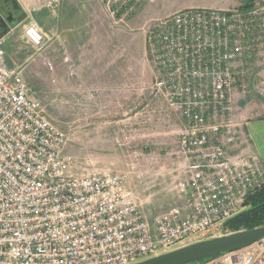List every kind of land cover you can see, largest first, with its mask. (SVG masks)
I'll use <instances>...</instances> for the list:
<instances>
[{
	"label": "built area",
	"instance_id": "obj_1",
	"mask_svg": "<svg viewBox=\"0 0 264 264\" xmlns=\"http://www.w3.org/2000/svg\"><path fill=\"white\" fill-rule=\"evenodd\" d=\"M63 1L35 0L32 10L55 14ZM99 1L115 24H126L144 0ZM32 10L22 34L40 48L45 36ZM147 30L150 93L183 124L182 177L173 203L152 218L124 176L80 168L65 151V132L0 44V264H129L221 231L264 186V162L237 112V93L249 87L245 64L264 45V3L185 8ZM192 264H264V237Z\"/></svg>",
	"mask_w": 264,
	"mask_h": 264
},
{
	"label": "rangeland",
	"instance_id": "obj_2",
	"mask_svg": "<svg viewBox=\"0 0 264 264\" xmlns=\"http://www.w3.org/2000/svg\"><path fill=\"white\" fill-rule=\"evenodd\" d=\"M26 2L32 10L35 0ZM248 3L264 0H144L126 24H115L98 0H64L55 14L32 10L45 36L40 48L22 34L29 19L13 27L0 44L6 64L18 68L48 119L65 132V151L76 157L80 168L124 176L143 214L152 218L173 203V186L182 177L177 138L183 124L150 93L147 29L181 9H243ZM251 60L244 63L249 87L237 93V112L247 120L244 131L264 162V45ZM245 208L243 204L239 212Z\"/></svg>",
	"mask_w": 264,
	"mask_h": 264
},
{
	"label": "water",
	"instance_id": "obj_3",
	"mask_svg": "<svg viewBox=\"0 0 264 264\" xmlns=\"http://www.w3.org/2000/svg\"><path fill=\"white\" fill-rule=\"evenodd\" d=\"M18 12L20 15L14 17V14ZM26 17L27 13L21 8L18 0H0V40L10 33L13 25L22 22ZM227 220L220 223L221 234L218 236L206 239L195 238L173 249L161 251L129 264H192L242 248L264 237V225L223 233Z\"/></svg>",
	"mask_w": 264,
	"mask_h": 264
},
{
	"label": "trees",
	"instance_id": "obj_4",
	"mask_svg": "<svg viewBox=\"0 0 264 264\" xmlns=\"http://www.w3.org/2000/svg\"><path fill=\"white\" fill-rule=\"evenodd\" d=\"M249 6L250 3L242 6V8ZM246 197L244 203L246 208L227 220L225 223L226 230L238 231L264 225V186Z\"/></svg>",
	"mask_w": 264,
	"mask_h": 264
},
{
	"label": "crops",
	"instance_id": "obj_5",
	"mask_svg": "<svg viewBox=\"0 0 264 264\" xmlns=\"http://www.w3.org/2000/svg\"><path fill=\"white\" fill-rule=\"evenodd\" d=\"M18 2H19V0H18ZM19 4L21 5V8H23L24 9V11L27 13V11L28 10H31V6H32V4H31V6L29 5V3L28 2H26V0L25 1H20L19 2ZM62 4V3H61ZM190 6H192V4H189ZM194 5V4H193ZM44 11H46L47 13H49V11H47V10H45V9H43ZM50 14V13H49ZM23 22V21H22ZM21 21H20V23H22ZM20 23H16L15 25H13V27H15V26H17L18 24H20ZM93 75V74H92Z\"/></svg>",
	"mask_w": 264,
	"mask_h": 264
},
{
	"label": "flooded vegetation",
	"instance_id": "obj_6",
	"mask_svg": "<svg viewBox=\"0 0 264 264\" xmlns=\"http://www.w3.org/2000/svg\"><path fill=\"white\" fill-rule=\"evenodd\" d=\"M20 15V13L18 12V13H15L14 14V17H16V16H19ZM26 19V18H25Z\"/></svg>",
	"mask_w": 264,
	"mask_h": 264
}]
</instances>
